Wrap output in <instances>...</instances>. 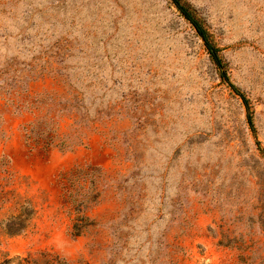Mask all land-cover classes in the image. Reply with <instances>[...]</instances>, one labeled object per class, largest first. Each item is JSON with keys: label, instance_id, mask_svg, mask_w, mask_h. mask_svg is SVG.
<instances>
[{"label": "rangeland", "instance_id": "1", "mask_svg": "<svg viewBox=\"0 0 264 264\" xmlns=\"http://www.w3.org/2000/svg\"><path fill=\"white\" fill-rule=\"evenodd\" d=\"M185 1L228 81L169 0H0V264H264V0Z\"/></svg>", "mask_w": 264, "mask_h": 264}, {"label": "trees", "instance_id": "2", "mask_svg": "<svg viewBox=\"0 0 264 264\" xmlns=\"http://www.w3.org/2000/svg\"><path fill=\"white\" fill-rule=\"evenodd\" d=\"M169 1L177 9L179 14L185 19V21L190 24L192 29L195 31L197 37L203 42V45L206 51L208 52L211 61L220 71L219 76L221 77V79L228 81L226 71L224 70V63L221 57L219 56V50L217 47H215L211 39V35L205 26L204 21L196 15L195 10L185 0H169ZM233 90H235V92H237V94L241 97L244 105L247 108V111H249L248 101L246 100L244 95L239 93V91L235 87H233ZM247 122L253 133V136H255V128L252 120V115L250 112H248L247 114ZM259 150L264 154V149H261L259 147Z\"/></svg>", "mask_w": 264, "mask_h": 264}, {"label": "crops", "instance_id": "3", "mask_svg": "<svg viewBox=\"0 0 264 264\" xmlns=\"http://www.w3.org/2000/svg\"><path fill=\"white\" fill-rule=\"evenodd\" d=\"M9 242H16L15 245L9 244V251L11 254L22 255L23 252L28 250L29 243L28 241H9Z\"/></svg>", "mask_w": 264, "mask_h": 264}]
</instances>
